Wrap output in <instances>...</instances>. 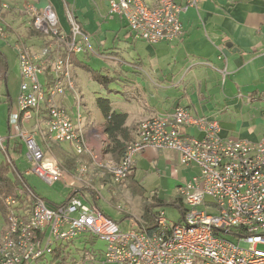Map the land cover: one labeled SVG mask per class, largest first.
I'll use <instances>...</instances> for the list:
<instances>
[{
    "label": "built area",
    "instance_id": "built-area-1",
    "mask_svg": "<svg viewBox=\"0 0 264 264\" xmlns=\"http://www.w3.org/2000/svg\"><path fill=\"white\" fill-rule=\"evenodd\" d=\"M189 7L197 8L198 0H187L186 6L177 0H113L109 13L121 16L136 37L156 45L183 37L180 17ZM24 14L47 40L39 55L23 41L16 44L22 83L8 127L26 146L31 165L27 174L34 173L52 185L66 171L61 161L39 144L38 138H45L44 134L52 142L70 144L79 156L96 159L87 143L83 99L72 75L73 56L84 51L87 39L68 7L69 32L62 30L57 13L49 6L30 4ZM7 36L0 19V39ZM69 91L75 97V118L57 102ZM32 122L33 129L22 128ZM193 128L200 137L187 133ZM7 139L0 136V151L23 179L9 155ZM148 148L174 151L181 164L200 171L179 187L186 206L182 223L170 222L165 211H159L155 231L135 223L125 231L99 207L80 198L51 206L24 186L20 193L30 201L31 211L18 214L13 211L16 200L7 199L10 212L0 239V264H34L51 253L55 243L88 234L105 242L98 264H264V136L258 142L224 139L218 121L196 117L179 106L172 114L143 121L122 161L102 168L115 182H122L138 155ZM86 171L85 167L80 170Z\"/></svg>",
    "mask_w": 264,
    "mask_h": 264
},
{
    "label": "crops",
    "instance_id": "crops-1",
    "mask_svg": "<svg viewBox=\"0 0 264 264\" xmlns=\"http://www.w3.org/2000/svg\"><path fill=\"white\" fill-rule=\"evenodd\" d=\"M111 1L0 0V19L8 30L6 40L12 38L15 49L16 44L23 41L36 55L47 39L30 36L32 23L24 14L25 7L30 4L39 8L51 7L59 17L62 30L69 32L68 7L87 39L84 51L75 55L78 62L82 61L114 79L108 89L101 86L93 91L97 111H89L85 123L83 110L87 112L92 102L85 99L78 74L84 69L73 63L72 75L83 99V128L96 158L101 155L110 157L107 153L109 140L105 134L107 120L97 105L98 98L109 99L114 111L127 116L125 128L129 131V143L135 140L143 121L172 114L179 106L189 109L196 117L218 121L224 139L258 142L263 138L264 0H198L197 8L189 7L181 14L183 37L172 43L156 45L136 37L121 16L111 15ZM177 2L182 6L187 4V0ZM93 59L100 62V69L90 64ZM68 99L73 100L70 112L75 118L72 92L66 93L62 104ZM32 124H25L23 128L31 130L35 122ZM186 131L189 135L201 136L194 128ZM7 132L4 137L8 136ZM21 143L14 134L6 140L10 149ZM160 151L164 150H145L138 155L134 169L139 158L154 164L159 160ZM171 152L175 154V161L181 163L179 155ZM72 158L77 164L74 170L68 171L69 180L81 170L79 167L88 168L96 160L87 155ZM60 160L63 162L62 157ZM108 161L114 163L111 157ZM93 172L95 174V171L88 173L87 170L81 174L94 176ZM4 229L3 225L0 239Z\"/></svg>",
    "mask_w": 264,
    "mask_h": 264
},
{
    "label": "rangeland",
    "instance_id": "rangeland-1",
    "mask_svg": "<svg viewBox=\"0 0 264 264\" xmlns=\"http://www.w3.org/2000/svg\"><path fill=\"white\" fill-rule=\"evenodd\" d=\"M2 44H5L2 48V51L8 57L9 63L7 84H3L0 86V136L4 137L3 135H5V131L8 130V95H10V98L12 100V108H16L18 104V96L22 83V77L18 51H16L15 49V41L12 40V38L10 40L0 39V46ZM94 59L93 61H90V64H92L95 69H100V62ZM78 74L80 75L85 99L87 101L91 100L92 102V105H89L87 112L83 110L85 119L84 122L86 123L88 112L97 111V107L96 105H94L93 91L98 90V87L101 88V85L95 82L93 79L92 81L85 70H79ZM65 96L66 95L58 98L57 102L63 108L68 109L71 117L74 118V113L70 112L73 108V100L68 99L63 105L62 99ZM73 112L77 113V107L74 108ZM30 125L33 124L31 123ZM83 126L85 127V124H83ZM44 136L46 135L44 134ZM48 139L50 140V138ZM41 140V137H39V143H41ZM51 144V146H53L54 143L52 142ZM59 146L63 150H65L71 157L79 156L76 155L73 147L70 144L63 143ZM48 153L60 160L54 150L50 149V151L48 150ZM159 153V160L154 164L139 158L137 167L130 172L132 174L131 177H129L126 181L118 184L114 183L111 178H108L106 176L105 171L100 169L102 168V165L110 163V161H108L110 160V157L105 158L103 155H101L100 157L97 156L96 160L93 162L94 164L92 163V165L90 164L88 168L86 167L88 173L95 171V174L93 172L94 176L89 175L91 176L89 177L88 174L82 175L81 172L78 171L74 173L73 176H70L72 179L69 180L67 174L68 171L65 170L66 173L62 177V179L52 185L44 182L34 173L27 174V172H29L31 169V165L27 160L24 147L20 155L13 154L12 156L15 161L16 167L25 176L29 185L49 205L58 206L63 204L66 201L68 195L74 189H81L82 187H92L99 193V207L106 214H109L116 221H119L123 230H129L133 221L130 219L122 220L125 217L124 214L128 213L134 220H141L143 214V199L151 198L153 194L156 193V191H158L159 197H161L162 200H165V202L168 204L167 206L160 208L159 211H165L167 219L172 223H178L182 220L181 211L171 204L179 199V187L189 182L193 177L198 176L200 171L196 166L187 168L183 164L177 163L175 161V154L171 151L164 150L160 151ZM2 158H4V155L0 152V159ZM82 168L83 167H79V169ZM13 176L14 174L12 173V177ZM97 176L100 179L97 178ZM94 178L96 181L93 180ZM79 197L83 202L90 203L88 196L80 195ZM184 208L186 209V206H184ZM3 225L5 227V221L0 212V233ZM79 246L83 248V244ZM97 246L104 249V241L99 240ZM87 264H92V262H87Z\"/></svg>",
    "mask_w": 264,
    "mask_h": 264
},
{
    "label": "trees",
    "instance_id": "trees-1",
    "mask_svg": "<svg viewBox=\"0 0 264 264\" xmlns=\"http://www.w3.org/2000/svg\"><path fill=\"white\" fill-rule=\"evenodd\" d=\"M30 30H31L30 36L32 37L39 36L40 38L42 37V39H46L43 35H41L40 32L36 31L33 26ZM76 57L77 56H73L72 59L74 65L79 66L85 71L89 72L91 78L95 82L99 83L105 89H108L109 85L114 81V79L109 78L106 75H103L100 71H96L92 69V67H90L86 63H83L82 61L78 62V59ZM8 74H9L8 57L4 54V52L0 48V86L3 84L4 85L7 84ZM8 96H9L8 102H9V113H10L13 104L10 95ZM97 105L101 113L103 114L104 118L107 120L105 127V134L109 140L107 153L113 159L114 163H119L122 161L123 157L125 156L127 148L130 144L129 131L125 128L127 116L123 113H118L114 111L111 101L107 98H98ZM7 133L8 136L6 138H9L11 136L9 127ZM44 137L45 138H42L41 143L39 144L42 145L46 150L47 149L49 151L50 149L54 150V152L58 155L57 157L63 158V162H61L63 169L67 171H71L72 169L74 170L77 164L76 159L70 157L69 154L59 146L60 144L63 143H58V145L53 144V146H51L52 141L50 140L47 141V137L46 136ZM17 138H19L20 141H22L20 137ZM22 143L15 145L13 149H10V147L7 144L9 155L12 158H13L12 156L13 154L20 155L23 151V147L26 150V146L23 141ZM13 162H15L14 159ZM100 169L104 170L106 176L113 180L112 175L107 170H105V168H100ZM133 169L134 167L131 169V171ZM12 173L14 174L13 177H12ZM131 175L132 174L129 173L122 182L126 181L129 177H131ZM113 182L116 184L121 183V182H115L114 180ZM24 186H27L28 188L31 189L33 193L38 195L35 192V190L29 185L25 176H23L22 179L18 174V170L16 171L14 167L5 160V156L4 158L0 159V212L4 218L5 223L7 220V216L10 212V208L6 204V201L9 198H13L16 200V205L13 207V211L17 212L18 214L27 213L28 215L30 213L31 211L30 201L27 199L25 194L20 193L21 191H24ZM80 195L89 197L90 203L84 202L85 204H89L91 206L95 205L99 207V201H100L99 193L92 187H82L81 189H74L68 195L66 201L63 204H65L72 198H80L79 197ZM142 205H143V214L141 220H134L131 217V215H129L128 213L124 214L125 217L122 220L133 219L134 221L132 222V224L135 223L140 228H146V230L148 231H153V230L155 231L157 228L159 209L167 206L168 204L165 202V200H162V198L159 197L158 191H156V193H154L151 198L149 199L144 198ZM171 205L175 206L181 211L182 220L179 221L178 223L179 224L182 223L185 215V208L183 205V199L180 196V194H179V199ZM104 214L110 219H113L121 227L119 221H116L109 214L106 213ZM99 240H100L99 237L92 234H88V235L78 236L77 238L71 241L55 243L52 252L43 255L42 257L37 259L34 262V264H87V262H92V264H98L102 260L105 250V248L103 249L102 247L97 246ZM81 244H83V248L79 246Z\"/></svg>",
    "mask_w": 264,
    "mask_h": 264
}]
</instances>
